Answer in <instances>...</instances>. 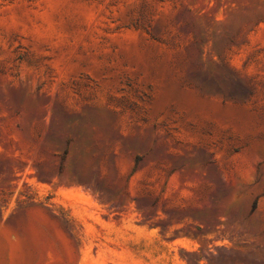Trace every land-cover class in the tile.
Here are the masks:
<instances>
[{
  "label": "rangeland",
  "instance_id": "rangeland-1",
  "mask_svg": "<svg viewBox=\"0 0 264 264\" xmlns=\"http://www.w3.org/2000/svg\"><path fill=\"white\" fill-rule=\"evenodd\" d=\"M0 264H264V0H0Z\"/></svg>",
  "mask_w": 264,
  "mask_h": 264
}]
</instances>
